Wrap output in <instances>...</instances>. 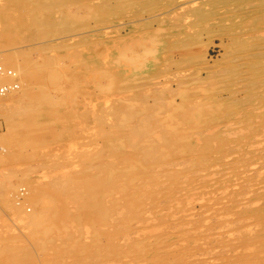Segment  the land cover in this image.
Instances as JSON below:
<instances>
[{"label": "rangeland", "instance_id": "obj_1", "mask_svg": "<svg viewBox=\"0 0 264 264\" xmlns=\"http://www.w3.org/2000/svg\"><path fill=\"white\" fill-rule=\"evenodd\" d=\"M0 65V264H264V0H0Z\"/></svg>", "mask_w": 264, "mask_h": 264}, {"label": "bare ground", "instance_id": "obj_2", "mask_svg": "<svg viewBox=\"0 0 264 264\" xmlns=\"http://www.w3.org/2000/svg\"><path fill=\"white\" fill-rule=\"evenodd\" d=\"M12 26V25H11ZM7 48V47H6ZM12 65V64H11ZM10 65V69L9 68H7V67H4V66H1L0 65V89L1 88H5V90L3 91V92H0V96H8V95H10V93H12L15 89H17V87L15 86V84H11V83H9V84H3L1 81L4 79V77H6V76H8V75H10V73H12V66ZM18 70V69H17ZM21 70V69H20ZM22 72V71H21ZM20 72V73H21ZM13 73H15V72H13ZM12 73V74H13ZM17 73V72H16ZM15 73V74H16ZM31 74V73H30ZM11 76V75H10ZM12 77H13V75H12ZM106 137V136H105ZM135 145V144H134ZM129 164H131V163H129ZM138 167V166H137ZM206 169V168H205ZM111 171H113V170H111ZM110 174H112V173H110ZM244 174V173H243ZM108 176L109 177H111V175H109L108 174ZM123 179V178H122ZM237 180V179H236ZM83 183H86V182H83ZM88 183H89V181H88ZM58 184V183H57ZM211 185V184H210ZM59 186V185H58ZM66 185L64 184V183H62V185L61 186H59V188L62 190V192L65 190V188L66 189H68V187H65ZM188 186V185H187ZM89 189H90V187H88ZM189 190L191 191V193H190V195L188 196V198L189 197H191L193 194H195V193H197V187H192V188H190V186H189ZM81 191V190H80ZM65 195V194H64ZM91 195V197L94 195H92V194H90ZM91 197H89V198H91ZM90 200V199H89ZM226 201H227V199H226ZM50 203H51V201H49ZM93 203V202H92ZM91 203V204H92ZM48 204V203H47ZM47 208V207H46ZM50 208V206L48 207V209ZM50 210V209H49ZM49 216V215H48ZM47 216V218L49 219V217ZM25 219V218H24ZM38 219V218H37ZM46 219V218H45ZM48 219L47 220H45L46 222L48 221ZM28 221H29V225H31V226H37L38 224H41V222H42V220L41 221H36V218H32V223L30 222V216H29V219H28ZM27 221V222H28ZM44 222V221H43ZM44 224H45V222H44ZM46 228V227H45ZM48 229H49V227H48ZM138 229V228H137ZM143 230V229H142ZM167 240V239H166ZM75 241V240H74ZM106 253V252H105Z\"/></svg>", "mask_w": 264, "mask_h": 264}, {"label": "built area", "instance_id": "obj_3", "mask_svg": "<svg viewBox=\"0 0 264 264\" xmlns=\"http://www.w3.org/2000/svg\"><path fill=\"white\" fill-rule=\"evenodd\" d=\"M4 90H5V88H1V89H0V92H3Z\"/></svg>", "mask_w": 264, "mask_h": 264}]
</instances>
